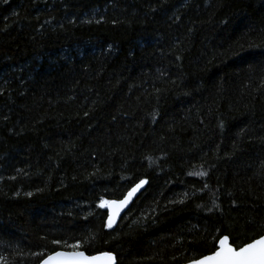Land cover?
I'll return each instance as SVG.
<instances>
[{
  "label": "trees",
  "instance_id": "1",
  "mask_svg": "<svg viewBox=\"0 0 264 264\" xmlns=\"http://www.w3.org/2000/svg\"><path fill=\"white\" fill-rule=\"evenodd\" d=\"M263 235L264 0H0V264Z\"/></svg>",
  "mask_w": 264,
  "mask_h": 264
},
{
  "label": "snow or ice",
  "instance_id": "2",
  "mask_svg": "<svg viewBox=\"0 0 264 264\" xmlns=\"http://www.w3.org/2000/svg\"><path fill=\"white\" fill-rule=\"evenodd\" d=\"M4 2L6 3L7 0H4ZM204 174L205 173H201V175ZM189 175H192V173H189ZM145 183V180H140L139 183L135 184V186L128 191L124 199L119 202L101 199L98 207L104 208L107 206L109 208H116L115 212L110 211L109 213L107 221V227L109 229L112 228L115 223L116 215H118L119 210L128 204L131 198ZM229 241L230 238L228 236L219 237L217 241V251L212 256L193 261V264H264V236H261L251 243H247L245 246L239 247L238 250L230 246ZM71 246L78 247L79 245ZM65 255L66 254L60 252L55 254L56 257H64ZM74 255L83 256V253H75ZM105 258L108 264H115V257L111 254L105 253ZM53 259L55 258L49 257L47 260L43 261V264H49V261Z\"/></svg>",
  "mask_w": 264,
  "mask_h": 264
},
{
  "label": "water",
  "instance_id": "3",
  "mask_svg": "<svg viewBox=\"0 0 264 264\" xmlns=\"http://www.w3.org/2000/svg\"><path fill=\"white\" fill-rule=\"evenodd\" d=\"M144 186L137 191V193L131 198V200L128 202V204L126 206H124L123 208H121L119 210L118 215H116L115 223L113 224L112 228H110V229H113V228H115L117 226V224L120 221L121 217L128 211V209L130 208L132 203L142 193V191L144 189ZM127 193L120 200H123L124 197L127 195ZM120 200H114V201L119 202ZM105 211L107 213V221H108V216H109L110 211L115 212L116 208L115 207L109 208V207L106 206L105 207ZM107 221H106V226H107ZM229 243H230V241H229ZM230 246H232V245L230 244ZM216 251H217V248L212 254L207 255V256H212ZM57 252L64 253L66 255L64 257H56L55 254ZM75 253H83V256H76V255H74ZM105 253H108V252L98 253V254H95V255L88 256L82 251H56V252L48 255L47 257H45L39 264H43V261L47 260L49 257H54L55 258L53 260H50L49 264H108V262H107V260L105 258ZM109 254H111V253H109ZM111 255L113 257H115L113 254H111ZM207 256H204V257H207ZM204 257L199 258L197 260L203 259ZM93 258H95V259H93ZM115 264H116V259H115ZM186 264H193V261H191L189 263H186Z\"/></svg>",
  "mask_w": 264,
  "mask_h": 264
},
{
  "label": "rangeland",
  "instance_id": "4",
  "mask_svg": "<svg viewBox=\"0 0 264 264\" xmlns=\"http://www.w3.org/2000/svg\"><path fill=\"white\" fill-rule=\"evenodd\" d=\"M103 209H105V207Z\"/></svg>",
  "mask_w": 264,
  "mask_h": 264
}]
</instances>
